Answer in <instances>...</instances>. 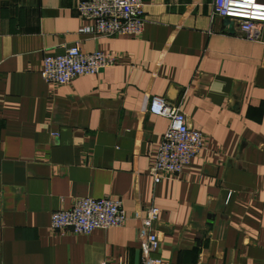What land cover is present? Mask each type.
Listing matches in <instances>:
<instances>
[{
  "label": "crops",
  "instance_id": "obj_1",
  "mask_svg": "<svg viewBox=\"0 0 264 264\" xmlns=\"http://www.w3.org/2000/svg\"><path fill=\"white\" fill-rule=\"evenodd\" d=\"M78 1L0 0V264H139L151 206L148 259L264 264V25L248 42L212 0H141L139 36L94 38L77 33L90 25ZM72 45L115 63L43 82L42 59ZM154 96L202 134L178 178L157 184L148 171L167 120L146 112ZM105 196L121 202L122 226L49 230L52 212Z\"/></svg>",
  "mask_w": 264,
  "mask_h": 264
},
{
  "label": "built area",
  "instance_id": "obj_2",
  "mask_svg": "<svg viewBox=\"0 0 264 264\" xmlns=\"http://www.w3.org/2000/svg\"><path fill=\"white\" fill-rule=\"evenodd\" d=\"M76 15L90 22L77 33L94 38L113 36L137 37L142 32L144 16L141 0H80L74 7ZM211 15L226 20L231 35L248 42L260 40L264 25V2L260 0H212ZM110 54L84 53L77 45L63 50L59 55L42 59L39 76L47 84L66 85L77 77L95 76L100 70L114 65ZM146 112L167 120L160 137L154 161L148 171L153 184L161 180L176 179L182 169L202 148V134L192 129L175 104L159 97H151ZM56 137L57 134H51ZM158 210L149 207L139 224L146 231L142 250L145 254L139 264H160L148 259V253L157 248L158 240L153 230ZM125 214L119 200L109 197L98 199L76 198L69 209L52 212L49 230L59 234L86 236L95 229L118 228L125 222ZM99 264H106L101 262ZM120 264V263H117Z\"/></svg>",
  "mask_w": 264,
  "mask_h": 264
},
{
  "label": "water",
  "instance_id": "obj_3",
  "mask_svg": "<svg viewBox=\"0 0 264 264\" xmlns=\"http://www.w3.org/2000/svg\"><path fill=\"white\" fill-rule=\"evenodd\" d=\"M225 23H228V22L225 20Z\"/></svg>",
  "mask_w": 264,
  "mask_h": 264
}]
</instances>
